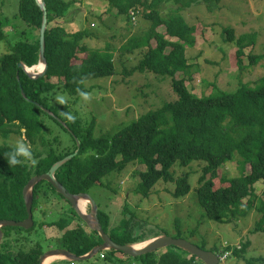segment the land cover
<instances>
[{
	"label": "trees",
	"instance_id": "16d2710c",
	"mask_svg": "<svg viewBox=\"0 0 264 264\" xmlns=\"http://www.w3.org/2000/svg\"><path fill=\"white\" fill-rule=\"evenodd\" d=\"M42 1L47 11V69L37 79L29 78L23 68L19 67V63L27 67L34 66L39 59V30L43 12L37 0H19L18 12L13 17L17 24L8 17L0 16V40H13L7 37L8 34L19 36V39L13 40L10 51L0 58V136L7 140L15 134L24 139L37 161L35 166L11 165L9 154L13 146L0 145V219L21 221L27 217L22 197L23 187L30 178L47 172L55 162L72 154L77 148L76 138L80 144L77 155L55 172L56 180L68 192L90 193L103 177L112 172L120 173L127 165L138 163L144 166V170L139 172L141 182L133 190L135 194L147 198L154 186L162 181L175 184L173 196L182 198L191 190L190 176L194 172L190 165L200 163L203 166L195 191L206 218L227 223L236 215H244L245 209L241 208V202L247 198L246 208L249 210L253 204L258 203L255 212L261 215L251 233H264V189L262 198L256 200L258 196L254 194L253 187L259 181L264 186V75L252 86L242 83L233 92L222 90L214 84L211 93L206 96L191 93L184 78L179 77L180 73L190 69L186 48L194 46L197 34V26L188 24L180 11L202 2L207 3L205 6L211 11L217 7L214 0H105L107 10L103 14L110 13L109 19L113 18L114 23L122 19L127 24L132 23L131 27L134 28L137 16L151 22L149 27L142 29L140 26L145 34L131 36L126 44L116 50L120 52L119 59L123 54L133 55L138 52L142 55L129 74L150 72L171 78L176 99L148 111L113 134L100 136H94L92 126L83 127L78 112L71 113L65 104L62 108L47 106L44 95L55 88L74 98L86 94L88 89L83 85L86 81L116 74L115 50L110 53H105L108 48L89 50L84 40L94 36L93 33L87 29L72 30L60 24L68 20L65 16L69 12L70 2L75 3L74 0ZM165 1L174 2L175 9L161 16L157 8ZM220 1L217 0L218 3ZM109 19H104L103 25ZM161 25L165 27L164 33L158 31ZM6 29L13 33L6 32ZM225 33L228 41L237 44L235 54L238 69H247L242 56L244 43L250 36L234 40L232 28H227ZM166 36L176 40H167ZM151 39L155 40V47L151 46ZM79 53H84L85 57L79 58ZM263 59L264 54H251L247 66L253 68ZM21 90L25 96H22ZM33 102L51 111L54 117ZM41 114L55 122L59 119L64 123L57 122L70 134L72 148L70 144L64 146L56 137H47L50 132L45 128ZM68 116L74 119L70 120ZM236 154L240 158L238 162L241 167L249 165V172L240 177L226 178L219 170L234 161ZM177 167L188 168V171L182 170L177 176ZM216 178L226 183V186L216 188ZM50 191L64 199L49 183L42 181L33 190L32 211L39 210L43 217H47L48 211L41 210L46 205L59 217L56 220L34 221L33 227L28 230L19 227L3 228L0 264H39L41 255L50 248L64 249L82 256L102 243L96 231L87 232L81 224L65 230L77 218V214L72 208L66 210L65 207H59V199L51 197ZM97 207L102 229L113 242L126 245L146 240L145 234L138 230L142 223L133 214H128L126 207L122 210L124 216L118 219L110 217L108 207L98 204ZM37 226L41 229L56 226L60 231H65L59 238L46 239L48 244L35 238L27 239L21 234L22 231L39 234ZM150 233L154 234L153 237L159 236L154 230ZM178 234H181L180 229ZM249 246L250 242L246 240L240 248L232 251L237 256L243 255ZM229 250L230 247H226L224 251L216 249L215 252L224 254L231 252ZM95 257H98L99 264H204L195 256L173 246L137 257L114 250L99 252L90 260ZM259 260L264 263V258ZM247 263L251 264L250 261Z\"/></svg>",
	"mask_w": 264,
	"mask_h": 264
},
{
	"label": "rangeland",
	"instance_id": "374dc122",
	"mask_svg": "<svg viewBox=\"0 0 264 264\" xmlns=\"http://www.w3.org/2000/svg\"><path fill=\"white\" fill-rule=\"evenodd\" d=\"M74 1L75 3L70 2L69 12L65 16V19L68 20H63L60 24L72 30L87 29L93 33L94 36L84 40L89 50H106L108 48L109 50L105 53L115 50L116 74L112 77L86 81L83 85L85 89H88V92L81 97L74 98L63 90L55 88L44 95L47 106L62 108L65 104L71 113L78 112L83 127L92 126L94 136H100L113 134L136 121L148 111L156 110L164 103L176 99V95L172 91L171 78L161 77L150 72L129 74L132 67L138 63L141 54L138 52L133 55L123 54L119 59L120 52L116 49L126 44L131 36L142 35L144 32L140 26L142 29L149 27L150 21L137 16L136 24L132 28V23L127 24L122 19L118 23H114L113 18L109 19L110 13L103 14L107 10L105 0ZM78 2H81V5ZM214 3L217 4V7L211 11L205 6L207 3L203 2L193 4L180 11V15L188 24L197 26L196 42L193 47L186 48L190 69L186 73L179 74L180 78H184L187 89L196 96L210 94L214 84L222 90L233 92L242 83L252 86L264 75V59L253 68L247 66L249 55L264 54V0H221L219 3L214 0ZM173 4L174 2L171 1L162 2L157 8L161 16L169 14L170 9H175V4ZM18 7L19 0H0V16L8 17L11 22L17 24L18 22L14 21L13 17L17 14ZM113 12L115 11L113 10ZM122 17L126 19V16ZM104 19L110 20L106 21L107 26L103 25ZM108 26L109 28H107ZM164 28V25H161L158 31L164 33ZM227 28L234 30V40L241 36H250L244 43V55L242 56L243 64L247 69H238L235 54L237 44L235 41H228L225 33ZM5 31L12 32L10 29ZM7 37L13 40L19 39L17 34H8ZM166 37L167 40H176ZM13 40H0V58L10 51L11 45L14 43ZM150 44L155 47V40L151 39ZM142 52H144L143 49ZM83 57L85 54L79 53V58ZM42 116L45 128L50 132L47 133V137H56L64 146L71 145V136L61 128L58 124L59 121L55 122L44 115ZM18 140L21 139L15 134L10 135L7 140L0 136V145L14 146ZM238 159L240 158L236 154L234 161L220 168V173L226 178L240 177L244 173H248L249 165L241 167ZM202 166L200 163L190 165L194 172L190 176L191 190L182 198L173 196L175 184L162 181L154 186L147 198L135 194L133 190L141 182L139 172L144 170V166L138 163H131L120 173L112 172L103 177L101 182L90 190L89 195L99 206L108 207L112 219L124 216L122 210L126 207V212L130 215L133 214L135 219L142 223L143 228L138 230L147 237L145 241L154 238V234L150 233L151 230H154L159 235L180 237L207 251H214L213 253L218 256V259L222 255L215 250L218 249L221 252L226 247H230L229 251L231 252H227L229 255L218 264H248V261L251 264H264L259 260L264 258V233H251L255 222L261 217L255 212V206L258 203L253 204V207L248 210L246 208L247 198H244L241 202V208L245 209L244 215H236L227 223L207 219L205 211L198 204L195 191ZM182 170L188 171V168L177 167L176 175H180ZM214 186L218 188L226 186V183L216 178ZM253 187L254 194L258 196L256 200H260L264 189L263 183L256 182ZM49 194L51 197L62 200L52 191ZM54 209L56 210L55 207ZM86 209L88 210V207ZM41 210L48 211V216L43 217L39 210L35 209L32 211L34 221L56 220L59 217L54 210H50L46 205H43ZM82 223L75 218L72 221V226L74 228L81 224L89 232L88 227ZM37 229L39 234H35V232L31 234L27 231H22L21 234L27 239L35 238L44 244H48L46 239L59 238L58 236L63 234V232H58L56 236H46L45 228L41 229L37 226ZM179 229L181 230L180 235L178 234ZM246 240L250 242L249 248L243 255H235L232 250L240 248ZM97 258L78 262L59 260L55 264H99Z\"/></svg>",
	"mask_w": 264,
	"mask_h": 264
},
{
	"label": "water",
	"instance_id": "95a60500",
	"mask_svg": "<svg viewBox=\"0 0 264 264\" xmlns=\"http://www.w3.org/2000/svg\"><path fill=\"white\" fill-rule=\"evenodd\" d=\"M37 4L40 6L43 15H42V24L39 30V59L36 65H41V69H36V65L27 67L24 63H19V67L23 68L29 78L37 79L42 77L47 69V62L45 58V30L47 24V11L45 3L42 0H37ZM22 96H25L23 90H21ZM35 105H38L41 109L49 113L54 117V114L51 113L43 106L39 105L36 102H33ZM77 148L72 153L67 155L65 158L55 162L51 168L40 175L34 176L28 180L25 186L22 189V197L24 200L27 217L21 221L9 220V219H0V243L3 237L2 229L6 227H19L25 230H28L33 227L34 220L32 214V206H33V190L37 184L42 181L49 183L55 191L60 194L67 202L70 203L71 208L75 211L78 218L82 220V222L88 227L90 231H96L100 236L102 243L93 247L87 254L82 256H77L70 253L67 250L59 249V248H50L46 250L40 257L39 264H43L44 260L47 257H56L58 259H64L67 261L78 262V261H86L90 260L92 257L97 255L99 252L105 250H114L120 251L124 254L137 257L143 254H147L153 251H157L163 249L165 247L173 246L177 247L190 256H195L199 260H201L204 264H218L219 259L216 254L211 251L203 250L196 246L195 244L181 239V238H173L167 235H159L154 238H151L145 241L143 244H126L119 245L111 240V238L103 231L102 226L98 219V207L94 199L88 193H78L72 194L68 192L65 187L59 183L55 178V172L64 165L67 161H69L72 157L77 155L79 151V141L75 138ZM85 200V208L79 207L78 200ZM86 207H89L87 212Z\"/></svg>",
	"mask_w": 264,
	"mask_h": 264
},
{
	"label": "clouds",
	"instance_id": "9594fccd",
	"mask_svg": "<svg viewBox=\"0 0 264 264\" xmlns=\"http://www.w3.org/2000/svg\"><path fill=\"white\" fill-rule=\"evenodd\" d=\"M68 119L71 120L74 119V117L68 116ZM9 160L11 165L29 164L31 166H35L37 163L31 151L30 145L24 139L18 140L14 144L9 154Z\"/></svg>",
	"mask_w": 264,
	"mask_h": 264
},
{
	"label": "crops",
	"instance_id": "0c3cea01",
	"mask_svg": "<svg viewBox=\"0 0 264 264\" xmlns=\"http://www.w3.org/2000/svg\"><path fill=\"white\" fill-rule=\"evenodd\" d=\"M57 205V204H56ZM58 206L60 207L61 206V204H58ZM61 207H64V205H62ZM42 219H40V221H41ZM72 226V223L65 229V230H67V229H70V228H73V226ZM87 227V226H86ZM65 230H61L60 231V229L59 228H57L56 226H52V227H48V228H46V229H44V232H45V235L46 236H50V235H55L56 236V233H58V232H64ZM87 231V230H86ZM90 231V230H89ZM54 236V237H55ZM58 237H61V235L60 236H58ZM59 260H64V259H56V260H54V261H52L50 264H55L56 262H58ZM67 261V260H66Z\"/></svg>",
	"mask_w": 264,
	"mask_h": 264
},
{
	"label": "bare ground",
	"instance_id": "6f19581e",
	"mask_svg": "<svg viewBox=\"0 0 264 264\" xmlns=\"http://www.w3.org/2000/svg\"><path fill=\"white\" fill-rule=\"evenodd\" d=\"M36 69H41V65H36ZM61 196V195H60ZM78 204H79V207H81V208H85V200H82V199H79L78 200ZM144 243V242H143ZM143 243H140V244H138V245H141V244H143ZM55 259H58V258H56V257H53V256H51V257H47L45 260H44V262H43V264H50L52 261H54Z\"/></svg>",
	"mask_w": 264,
	"mask_h": 264
},
{
	"label": "flooded vegetation",
	"instance_id": "af4514ba",
	"mask_svg": "<svg viewBox=\"0 0 264 264\" xmlns=\"http://www.w3.org/2000/svg\"><path fill=\"white\" fill-rule=\"evenodd\" d=\"M51 113H52V112H51ZM58 121L61 122L62 124H64L61 120L58 119ZM33 177H34V176H33ZM40 183H41V182H40ZM37 185H38V184H37ZM37 185H36V186H37ZM72 194H73V193H72ZM77 194H78V193H77ZM88 194H89V193H88ZM64 200H65V199H63V200H59V201L57 200V202H58L57 204H61V206L64 205V207L66 208V210L71 209V205H70V203L67 202L66 200H65V201H64ZM88 210H89V207H88ZM88 210H87V212H88ZM76 219H77V220H80V219L78 218V216H77Z\"/></svg>",
	"mask_w": 264,
	"mask_h": 264
},
{
	"label": "built area",
	"instance_id": "2783aa9c",
	"mask_svg": "<svg viewBox=\"0 0 264 264\" xmlns=\"http://www.w3.org/2000/svg\"><path fill=\"white\" fill-rule=\"evenodd\" d=\"M220 255H222V256L219 258L220 259L219 262L223 261L226 258V256L229 255V253H224V254H220Z\"/></svg>",
	"mask_w": 264,
	"mask_h": 264
}]
</instances>
